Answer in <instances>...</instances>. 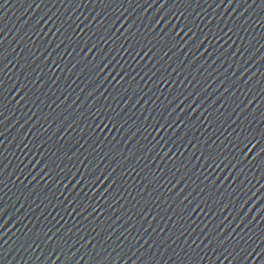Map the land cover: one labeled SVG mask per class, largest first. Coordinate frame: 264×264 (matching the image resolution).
I'll list each match as a JSON object with an SVG mask.
<instances>
[{
	"label": "water",
	"instance_id": "water-1",
	"mask_svg": "<svg viewBox=\"0 0 264 264\" xmlns=\"http://www.w3.org/2000/svg\"><path fill=\"white\" fill-rule=\"evenodd\" d=\"M262 205L264 0H0V264H186Z\"/></svg>",
	"mask_w": 264,
	"mask_h": 264
},
{
	"label": "snow or ice",
	"instance_id": "snow-or-ice-1",
	"mask_svg": "<svg viewBox=\"0 0 264 264\" xmlns=\"http://www.w3.org/2000/svg\"><path fill=\"white\" fill-rule=\"evenodd\" d=\"M250 142V141H249ZM243 143L242 140H240L238 143H237V147L240 148V152L238 153L239 154H242L243 153V148L247 147V144L246 143H243V147H240V145Z\"/></svg>",
	"mask_w": 264,
	"mask_h": 264
}]
</instances>
